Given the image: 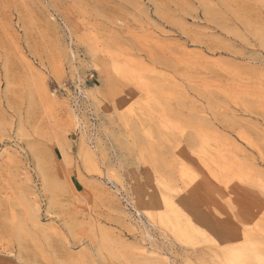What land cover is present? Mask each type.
<instances>
[{"label":"rangeland","instance_id":"obj_1","mask_svg":"<svg viewBox=\"0 0 264 264\" xmlns=\"http://www.w3.org/2000/svg\"><path fill=\"white\" fill-rule=\"evenodd\" d=\"M0 264H264V0H0Z\"/></svg>","mask_w":264,"mask_h":264}]
</instances>
